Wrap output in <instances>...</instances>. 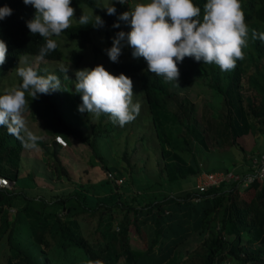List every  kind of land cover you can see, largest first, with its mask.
Instances as JSON below:
<instances>
[{
	"label": "trees",
	"instance_id": "trees-1",
	"mask_svg": "<svg viewBox=\"0 0 264 264\" xmlns=\"http://www.w3.org/2000/svg\"><path fill=\"white\" fill-rule=\"evenodd\" d=\"M77 2L92 7L104 26L74 22L62 33L84 44L90 40L91 30L103 28L106 40L108 27L120 31L119 27H113L114 15H108L95 0H71ZM206 2L193 0L201 10V19ZM118 4L116 0L115 8ZM5 5L12 13L0 20V39L7 45L6 62L0 65L1 70L13 66L20 53L39 55L46 43L45 38L31 34L27 28L26 21L36 11L33 6L25 5L23 0H0V7ZM241 5L249 28L248 45L242 49L244 59L237 60L231 71L185 57L177 63L178 81L168 82L149 72L142 57L131 55L118 62L109 61L115 72L135 74L138 80L157 145L158 173L162 172L169 184L186 174L193 175L200 168L194 154L196 146L205 148L213 140L229 147L236 136L246 131H264V41L258 38L264 34V0H241ZM90 47L95 53L96 46ZM59 56L60 49L56 47L44 57ZM80 56L73 49L68 52L73 62H78ZM33 68L37 71L38 64ZM190 71L204 80L203 93L209 95L208 90L217 96V110L211 112L202 105L197 112L194 101L176 90L186 87V83V89L189 88ZM18 82L20 85L21 79ZM26 101L34 103L32 113L39 109L43 116L42 128L51 134L47 141L51 152L54 153L55 145H62L52 138V133H59L65 141L70 133L91 144L97 123L90 127L92 134L88 138L61 117L47 95L39 94L32 99L26 93ZM23 140L21 129L10 131L0 126V174L13 182ZM53 156L51 166L58 170L55 175L67 174L63 164ZM96 157L103 168L119 174L102 162L100 155ZM122 181L115 183L104 175L84 185L77 181L71 188H60L44 196L28 195L14 186L0 187V264H51L46 254L49 247L59 251L73 246L83 254V263L78 264H264V177L243 187L234 180L208 185L198 192L196 200L189 197V189L176 194L160 187L148 188V183L144 187L119 189ZM249 188L251 193L245 198L240 192ZM113 209L122 211L114 226ZM86 214L95 219L90 234L80 225ZM129 222L148 233L142 248L131 244ZM189 233H196L198 239L181 250L179 246ZM70 254L78 255L79 251L73 248Z\"/></svg>",
	"mask_w": 264,
	"mask_h": 264
},
{
	"label": "rangeland",
	"instance_id": "rangeland-1",
	"mask_svg": "<svg viewBox=\"0 0 264 264\" xmlns=\"http://www.w3.org/2000/svg\"><path fill=\"white\" fill-rule=\"evenodd\" d=\"M95 1L102 8L110 4V0ZM111 2L114 5L116 0H111ZM143 2H146V0H128V3L118 4L114 22L119 24L120 31L127 33L130 31L131 26L126 21L119 20V15L125 11H131L138 3ZM71 6L75 9L71 23L78 22L81 13L90 14L93 12L95 15L97 14L92 7L84 2L71 3ZM103 30V28L91 30L89 32L90 40L84 44H80L76 37L67 36L64 33H61L60 36H53L51 38L60 49L58 58L43 57L41 59L38 54L23 52L18 55L15 64L9 69H0V95H2L6 90L19 86L18 80L21 78L17 75L18 68L33 67L38 64L37 72L39 75L54 74L60 79L61 89L47 94V99L49 97L55 103L61 117L71 125L77 126L81 134L88 138L92 134L90 127L97 123V131L93 135L90 145L67 133V141L62 145H55L53 153L50 145L46 142L51 135L42 128V114L40 115L39 109L32 113L34 103L27 102L29 108H25L23 112L25 124L21 130L24 134V140L14 176V189H22L28 195L34 196L37 193L44 196L60 188H71L75 186L77 181L83 185L87 182L96 181L104 177L106 171L96 157L100 155L102 162L117 169L122 176L123 181L120 183L119 189L125 187L134 189L135 186L142 187L148 183L150 184L148 188L160 187L165 192L171 191L176 194L184 192L185 189L193 190V175L191 174L179 177L169 184L163 178L162 172L158 173L157 145L149 126L142 102L141 90L135 74L124 73L133 82V102L140 105L139 114L132 122L120 126L113 123L108 115L101 114L96 117L92 113L78 111V105L82 101L80 93L75 91L74 86L76 83V70L85 67L92 68L97 64H101L111 74H120L115 72L109 65L110 59L106 52V49L111 47L112 38L117 31L108 27V39L106 40ZM91 44L96 46L95 53L90 47ZM71 49L81 54L78 62H73L68 57V52ZM131 53L132 49L125 44L121 49L118 60L131 56ZM26 59L27 64L24 63ZM192 73L193 71H190L187 76L189 88L186 89V83V87L182 86L181 89L176 90L179 93H184L194 101L197 112L202 105L207 106L211 112L217 110V96L214 93L212 95L208 90L209 95L203 93L204 80H199L198 75ZM42 102L43 100H41ZM38 105L42 104L39 103ZM29 133L36 137L35 141L29 139ZM263 150L264 131L253 133L246 131L236 136L235 143L229 147L223 145V143L210 140L205 148L196 146L194 154L200 168L228 167L240 170V163L243 159H248L258 151ZM53 155L63 164L67 174L55 175L58 170H54L51 166V163L55 160ZM240 193L247 198L251 193V189H243ZM121 213L120 209L112 210V226L120 219ZM85 216L80 219V225L85 233L90 234L95 219L91 214ZM128 229L131 244L139 248L145 246L148 234H146V230L141 227L136 228L132 222H129ZM197 239L198 235L196 233H189L179 247L184 250ZM73 248L79 251L78 255L70 254V250ZM46 254L50 258L51 264L83 263V254L80 248L76 246L66 247L59 251L56 248L49 247ZM66 261L69 263H65Z\"/></svg>",
	"mask_w": 264,
	"mask_h": 264
},
{
	"label": "clouds",
	"instance_id": "clouds-1",
	"mask_svg": "<svg viewBox=\"0 0 264 264\" xmlns=\"http://www.w3.org/2000/svg\"><path fill=\"white\" fill-rule=\"evenodd\" d=\"M119 4L128 0H117ZM34 7L35 14L26 21L29 32L39 34L46 43L40 48V58L55 50L56 42L51 38L71 26L75 9L71 0H23ZM108 15H115L116 8L110 0L104 6ZM7 5L0 7V20L11 15ZM119 20L130 24V31H119L112 38V45L106 49L112 62H118L121 49L126 44L132 49L134 58L142 57L147 70L166 81H178V62L191 57L197 62L215 64L221 71H231L237 60L244 59L243 48L248 45L249 28L242 10L241 0H207L201 10L193 0H146L138 3L131 11L119 15ZM80 25L103 27V19L81 13ZM113 27H119L114 22ZM253 39L257 38L255 32ZM264 41V34L258 37ZM7 45L0 39V65L6 62ZM27 64V59L24 62ZM66 71V70H64ZM17 75L22 83L0 95V126L10 131L24 127L23 112L29 108L26 93L32 99L39 94L47 95L61 89L60 79L54 74L39 75L32 67H20ZM75 91L80 93L82 103L78 111L89 112L99 117L108 115L113 123L124 126L135 120L140 105L133 102V82L124 73L113 75L101 64L82 68L75 72ZM29 139L35 141L31 133Z\"/></svg>",
	"mask_w": 264,
	"mask_h": 264
},
{
	"label": "built area",
	"instance_id": "built-area-1",
	"mask_svg": "<svg viewBox=\"0 0 264 264\" xmlns=\"http://www.w3.org/2000/svg\"><path fill=\"white\" fill-rule=\"evenodd\" d=\"M52 138L64 144L66 141L59 133H53ZM105 176L112 179L115 183L122 180V176L114 174L110 169H106ZM264 177V150L257 152L248 158L244 167L240 170L228 167L218 168H199L193 174V190H190L189 197L193 200L198 199L199 191L206 186L219 184L223 181L234 180L239 187L245 186L253 179L261 180ZM13 180L0 174V187L13 186Z\"/></svg>",
	"mask_w": 264,
	"mask_h": 264
},
{
	"label": "crops",
	"instance_id": "crops-1",
	"mask_svg": "<svg viewBox=\"0 0 264 264\" xmlns=\"http://www.w3.org/2000/svg\"><path fill=\"white\" fill-rule=\"evenodd\" d=\"M50 135H51V134H50ZM62 137H63V136H62ZM63 138H64V137H63ZM49 139H51V137H50ZM49 139H48V140H49ZM48 140H47V141H48ZM47 141H46V142H47ZM246 159H247V158H246ZM246 159H243V160L241 159L243 163H240V169H242V168L244 167V163L246 164V162H247V160H248V159H247V160H246Z\"/></svg>",
	"mask_w": 264,
	"mask_h": 264
}]
</instances>
